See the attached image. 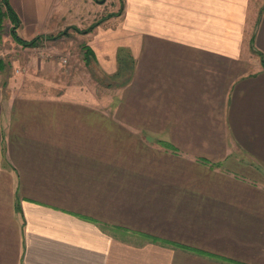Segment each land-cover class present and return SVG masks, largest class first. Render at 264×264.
<instances>
[{"label": "crops", "instance_id": "crops-1", "mask_svg": "<svg viewBox=\"0 0 264 264\" xmlns=\"http://www.w3.org/2000/svg\"><path fill=\"white\" fill-rule=\"evenodd\" d=\"M8 4L23 40L65 20ZM263 6L125 0L113 104L2 82L0 264H264Z\"/></svg>", "mask_w": 264, "mask_h": 264}, {"label": "rangeland", "instance_id": "rangeland-1", "mask_svg": "<svg viewBox=\"0 0 264 264\" xmlns=\"http://www.w3.org/2000/svg\"><path fill=\"white\" fill-rule=\"evenodd\" d=\"M262 1L253 0L256 4ZM62 3L64 22L55 18L54 25L46 27L51 32L43 35L51 37L61 32L66 34L56 40L42 38L38 47H20L11 36L14 24L4 19L0 29V58L6 66L0 72V84H8L10 88L6 91L12 89L16 94L30 97L72 93L99 99L101 103H115L130 72L124 68L127 73L118 74L120 57L130 53L128 45L132 44L128 34L126 36L125 32L118 29L114 15L120 9L122 11L125 0H62ZM106 19L109 20L91 36L76 30L92 25L94 29ZM65 22L77 25L65 26ZM90 42L96 53L85 60V50ZM103 54L109 57H102ZM100 58L103 61L99 62ZM108 61L114 63L113 67L108 66Z\"/></svg>", "mask_w": 264, "mask_h": 264}, {"label": "trees", "instance_id": "trees-1", "mask_svg": "<svg viewBox=\"0 0 264 264\" xmlns=\"http://www.w3.org/2000/svg\"><path fill=\"white\" fill-rule=\"evenodd\" d=\"M122 5V2H121ZM264 9V6L262 7V10ZM119 11L116 12L114 15H118ZM4 19H9L13 24V28L11 29V36L13 38V40L18 43L19 45H21L22 47H30V48H34V47H38L40 46V39L44 38L43 36H36L35 38L27 41V40H23L22 38H20L17 33H16V28L18 25V17L15 14V12L10 8L9 4H8V0H0V29L2 27L3 21ZM94 25L90 26L89 28L83 29V30H79L76 29L78 32H81L83 34H87L89 32L92 31ZM66 34V32H61L59 33L57 36H51V37H45L47 39L50 40H56L59 36ZM85 60H88V58H90V56H93V51L90 48H86L85 50ZM125 53L122 55V57H120V68L123 67V65H125ZM123 59V61H122ZM262 64H264V58H261ZM6 66V63L0 58V72L4 70ZM119 74V73H118ZM166 145V144H165ZM167 146V145H166Z\"/></svg>", "mask_w": 264, "mask_h": 264}]
</instances>
